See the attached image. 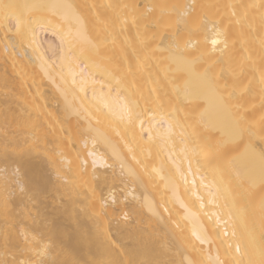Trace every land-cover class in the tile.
I'll return each mask as SVG.
<instances>
[{
  "label": "bare ground",
  "instance_id": "6f19581e",
  "mask_svg": "<svg viewBox=\"0 0 264 264\" xmlns=\"http://www.w3.org/2000/svg\"><path fill=\"white\" fill-rule=\"evenodd\" d=\"M262 259L264 0H0V264Z\"/></svg>",
  "mask_w": 264,
  "mask_h": 264
},
{
  "label": "snow or ice",
  "instance_id": "6c2138e0",
  "mask_svg": "<svg viewBox=\"0 0 264 264\" xmlns=\"http://www.w3.org/2000/svg\"><path fill=\"white\" fill-rule=\"evenodd\" d=\"M2 7L5 10L4 13H3L4 18L7 19L8 15H9V12L7 10L12 8V7H14V6H12V5H3ZM24 23H25V21L23 20L22 17H20V16L16 17V27H17V31L18 32L20 31V29H21V27L23 26ZM237 251H239V248H237ZM260 264H264V259L261 260Z\"/></svg>",
  "mask_w": 264,
  "mask_h": 264
},
{
  "label": "rangeland",
  "instance_id": "374dc122",
  "mask_svg": "<svg viewBox=\"0 0 264 264\" xmlns=\"http://www.w3.org/2000/svg\"><path fill=\"white\" fill-rule=\"evenodd\" d=\"M46 37H47V38H46V39L44 38V39H43V41H46V40H48V41H49V40H51V38H50V37H49V38H48V36H46Z\"/></svg>",
  "mask_w": 264,
  "mask_h": 264
}]
</instances>
